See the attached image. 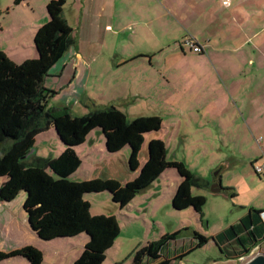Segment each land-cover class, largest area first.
<instances>
[{
  "label": "rangeland",
  "instance_id": "374dc122",
  "mask_svg": "<svg viewBox=\"0 0 264 264\" xmlns=\"http://www.w3.org/2000/svg\"><path fill=\"white\" fill-rule=\"evenodd\" d=\"M7 1L11 3V6L12 4L14 5V0L13 2L12 0H0V5H5ZM29 1L32 2L29 7L31 8L30 16L27 13L23 14L22 11H17L21 9H15L14 6L10 10V13L0 17V47H4L7 51V53L5 52L6 55L16 63H22L23 56L30 52L33 55L35 54L36 58L39 57L34 46V39L39 27L49 21L48 19L42 22L44 20L40 21L38 18L42 17L43 19L45 14H47L46 16L49 15L47 5L51 0ZM67 1L64 7V14L69 25L73 28L72 33L75 38L79 32V27L82 25L83 9L86 11L84 18L87 24L95 21L100 15H107V10L101 13V8L97 2L98 0H87L86 8L83 7L81 0ZM143 1L145 0H141L140 3H143ZM200 1L197 0V2ZM244 1H248L246 6L247 8H251L246 9V11H249L250 14L253 12L255 15V21L253 23L245 19L243 24L244 29L250 26L251 29L249 30L255 31V53H253L255 72H249L248 76L250 77V73H255V86L257 87H255V117L260 120V125L264 126L262 125L264 121V114H262L264 113V104H262L264 102V0ZM200 4L207 5V1H201ZM118 6L116 8L117 17L126 19L132 16L130 18L131 21L138 19L141 15L140 11L153 15L155 9L149 7L152 6L149 2H146V6L143 5L142 7H128L127 4L121 2L120 4L118 3ZM199 8L201 10L196 11V16L201 15V19L200 17L198 19L204 21V7ZM22 9L25 12V7H22ZM32 9L34 10L32 11ZM227 12L228 10H226ZM245 12L242 14L243 17H246ZM33 21L36 22L35 25ZM240 21L242 22V19ZM228 22L229 32L238 31L235 33V37L238 36L237 34L245 32L240 27L239 22L231 19ZM196 28V30H203V24L198 23ZM140 29L141 27L139 26H132L125 34L116 35L113 40L109 38L106 45H98L99 48L103 47V50L98 61L99 68L95 72L98 77H101L98 81H100L101 89L104 90L100 91L98 87L92 86L94 82L92 80L93 77H84L85 73L81 75L84 78H81V80L73 84H68L69 80L64 82L65 78L61 76H54V73H60L62 71V64L58 62V65L55 63L51 67L49 71L50 76L46 77L45 85L47 87H53L58 91V96L53 97L49 105L57 106V103L67 101L71 105L73 113L76 115L86 114L92 109L95 101L85 102L89 98L85 95H89L91 97L89 99H94V94H96V97L100 95L97 103L115 105L122 109L129 118H135L141 115H159L164 118L161 129L153 130L145 134L140 154V166L137 170H132L129 165L130 145H126L117 152H110L107 149L106 138L102 133V129H94L93 132L91 131L92 135L90 137L96 138L94 143H97V147H95L93 154H83V156H80L82 159L81 166L69 179L72 181H83L95 177H113L122 181V183H127L138 177L141 168L146 163L149 155V142L155 138L163 139L167 145L168 158L170 160L184 161L197 176L204 179V184L194 186L193 192L195 195H205L207 197L203 214H205L204 220H206V223H211L209 229L204 226L201 215L194 207H188L183 210L173 207V197L182 181V177L177 169L171 167L166 169L152 185L137 194L125 208H120V205L113 200L110 191L86 193L84 198L91 203L90 211L92 215H116L121 227V232L116 243L118 242V246H122L124 254L134 249L139 241H143L146 244L161 238L164 234L180 230L177 238L172 240L162 250L163 257L172 258L173 261L180 264L182 254L192 249L197 243V240L193 236L194 231L201 229L203 231H209V233H215L223 225H226V222L233 223L234 221H239V215L246 214L250 207L264 205V172L261 174L256 171L257 166H264V150H262L264 149V128H256L258 132L256 133L255 128L254 130L252 128L253 125L247 124L246 116H248V112L245 108H241V113L237 115L235 106L229 104V108L227 109V106L225 108L226 112L224 114H226V118L223 114V118H220V120H211V122H207L208 125L206 126L198 127L201 121L198 119L181 120L185 125L180 135L177 123L171 120L169 116L170 108L173 109L171 106L172 102H169L171 93L167 92L168 95H163L162 89L165 88L157 87V85H154L155 83H152L153 86L151 87H148V84L130 87L131 92L139 93L143 90L142 93L145 96H139L138 98H131L125 101L130 95L129 90L126 89L127 86L126 88L122 87L121 84L119 85V81L118 84L112 86L108 80L106 81V76H104L108 72L105 70L106 66L110 63L114 68V64L120 59V52L123 47H129L131 53H138L158 48L161 44L166 43L168 45L169 42H171L170 47L173 48L176 46L174 44L175 40L172 38L176 33L174 28L172 29L170 26L164 28L168 30L164 31L163 29L162 32L158 28H155V32L149 34L147 37L143 36V31L140 32ZM84 39L87 40L86 35ZM241 39L243 40L244 36ZM251 44H247L246 48H251L253 51ZM16 45H19V47L16 48ZM72 46L75 47V43L70 47ZM19 49H22L23 53L19 52ZM115 50L118 53L117 55L114 54ZM16 59H22L20 60L22 62H17ZM246 82H248V78ZM85 85L87 86L85 87ZM247 87L250 92L249 86ZM213 89L215 87H210L209 91ZM247 89L244 88L245 91ZM195 90L201 91L202 89L196 85L187 94L184 92V88L182 90L180 88L176 92L177 96L175 100L180 109H185L188 105L191 106L192 102L198 101L197 99L195 101V96L189 95ZM218 93L214 94L212 92L211 94L218 95ZM123 97H125V102L121 101ZM213 100L208 99L207 104L211 103L213 107V105L219 102L220 106H225L220 99L214 102ZM85 103H88V106ZM220 121L225 127L219 126ZM98 131L101 132V138H99ZM90 137L87 138L85 144H82L88 146ZM258 138L261 141H258ZM8 144L10 146L12 141L9 140ZM60 148L64 151L66 145L61 140L54 126H50L37 134L34 151L36 157H58L63 152H59ZM257 155L259 158L255 161L253 158ZM219 173H221L219 178L221 175L223 176V186L233 187L234 189L232 191L236 192L237 196H231L230 192L226 189L213 193L215 186L214 178ZM6 179V177H0V184L6 181ZM24 192V190L20 191L13 202L19 203ZM9 235L10 233L8 231L0 233V250L7 251L12 249L15 243L12 238H8ZM82 236L86 237L88 235L83 233ZM43 241L46 240L41 239V242H38V246L36 247L40 248L39 245L45 247L42 243ZM222 248L223 250H221ZM222 248L216 245L211 239L205 246L195 249L184 256L182 262L185 264H246L258 254H264V242L253 246L249 253H246L243 247L235 241L222 244ZM217 255H219L218 258L214 259ZM110 258L104 264H113ZM22 260L28 262V259L25 257H16L0 262V264H18ZM132 260L131 258L130 264ZM48 261L49 254L45 264H48ZM149 263H152V261L150 260Z\"/></svg>",
  "mask_w": 264,
  "mask_h": 264
},
{
  "label": "trees",
  "instance_id": "16d2710c",
  "mask_svg": "<svg viewBox=\"0 0 264 264\" xmlns=\"http://www.w3.org/2000/svg\"><path fill=\"white\" fill-rule=\"evenodd\" d=\"M23 1L26 0H14V4ZM66 3L67 0L48 3L49 21L39 27L34 39L39 57L16 63L0 50V177L7 178L0 184V201L10 202L24 190L27 194L24 209L31 227L41 239L51 241L86 233L89 240L72 264H103L121 227L116 215H92L91 203L84 198L86 193L110 191L113 200L125 208L171 167L182 177L173 197V207L179 210L194 207L203 220L207 197L195 195L193 187L203 185L205 181L184 161L170 160L167 145L161 138L149 142L146 163L138 177L127 183L113 177L83 181L69 179L82 163L75 147L84 143L94 129H102L110 152L130 145L129 165L132 170H137L145 134L161 129L163 118L159 115L129 118L115 105H94L83 115L74 114L67 105H49L58 91L47 87L45 79L50 76L51 67L76 42L73 28L64 14ZM50 126L55 127L66 149L58 157H36V136ZM9 140L12 141L10 146ZM231 195L236 193L231 192ZM262 212L264 210L251 208L238 223L211 237L194 231L197 243L182 257L205 246L211 239L221 248L224 241H235L249 253L253 246L264 240ZM179 233L180 230L167 233L139 246L132 252V264H171L173 259L163 257L162 250ZM15 257H25L29 264H42L44 253L31 244L0 250V262Z\"/></svg>",
  "mask_w": 264,
  "mask_h": 264
},
{
  "label": "crops",
  "instance_id": "0c3cea01",
  "mask_svg": "<svg viewBox=\"0 0 264 264\" xmlns=\"http://www.w3.org/2000/svg\"><path fill=\"white\" fill-rule=\"evenodd\" d=\"M81 1L83 2V7L86 8L87 0ZM140 1L141 0H98L97 2L98 6L101 8V13H104L107 10L108 16L100 15L90 24H87L86 19L84 18V13L86 11L83 9L82 25L79 27V32L76 36L75 47H70L67 50V53L63 55L62 59L58 61V63L62 64V71L60 73H54V76H61L65 78L64 82L69 80L68 84H73L74 82L81 80V78L91 76L94 81L92 86L98 87L100 91L104 90L101 89L102 87H100V81H98L101 77H98L95 72L96 69L99 68L98 61L103 50V47L99 48V44L106 45L109 38L110 40H113L116 35L125 34L132 28V26L141 27L140 32L143 31V36L146 37L149 34L154 33L155 28H158L160 32H162L164 28H168L170 26L172 29L174 28L176 33L174 37H172L175 40H173L175 42L174 44H176L175 47H170L171 42H169L168 45L166 43L161 44L158 48L138 53H131L129 47H123L120 52V59H118L117 63L114 64V68L110 63L106 66L105 70L108 71L104 75L106 76V81L108 80L112 86L118 84L119 81V85L121 84L124 88L127 86L126 89L130 92V95L126 99L123 97L121 101L125 102L131 98L135 99L139 96H145V94L142 93L143 90L139 93L131 92V89H129L130 87L141 86L142 84H148V87H151L153 86L152 83H155L154 85H157V87L159 86L166 89V91L165 89H162L163 95H168L167 92L171 93L169 102H172L171 106L173 109L170 108L169 116L171 120H174L177 123L180 135L181 130L185 125L181 122V120L198 119L201 120L198 127L206 126L208 125L207 122H211V120H220V118H223V114L226 112L225 108L227 106L228 109L229 104L235 106L237 115L241 113V108H245L248 112V116H246L247 124L253 125L252 128L253 130L255 128L256 133H258L256 128H264V126L260 125V120L255 117V73H250V77L248 76L249 72H255V60L253 58V53H255V31L249 30L251 29L250 26L244 29L243 24L245 19H248L252 23L255 21V15L253 12L250 14L249 11H246V9H251L246 6L248 1L201 0L207 1V5H202L200 4L201 1L197 2V0H145L143 3H140ZM120 2L127 4L128 7H142L143 5L146 6V2H149L152 4V6L149 7L155 8L153 12L154 14L150 15L146 12L143 13L140 11L141 15L138 19L131 21L130 18H132V16L126 19L119 18L116 15V8L119 7L118 3L120 4ZM31 3L32 2L29 0H26L18 5L12 4L11 6V3L7 1L5 5H0V17L10 13V10L14 6L15 9H21L17 11H22L23 14L27 13L30 16L31 8L29 7L31 6ZM22 7H25V12ZM199 7L205 8H203L205 12L204 21L198 19V17L201 19V15L198 17L196 16V11L201 10ZM230 9H232V11H230ZM7 10L8 12H6ZM33 10L34 9H32V11ZM226 10H228L227 13ZM244 12L246 13V17L242 16ZM46 15L47 14L44 15L43 19L42 17L38 19L40 21L44 20L42 22H45L50 18L49 15ZM229 19L239 22L240 27L245 30L244 33L239 32L241 36H239L240 34H237L238 36L235 37V33L238 31L229 32L227 26ZM241 19L242 22L240 21ZM33 23L34 25L36 24L34 21ZM198 23L203 24V30H196V25ZM166 30L168 29H164V31ZM85 35L87 40L84 39ZM242 36H244L243 40L241 39ZM186 37L194 38L198 44L203 46L204 51L200 53L195 52L193 49L185 46L183 41ZM247 44L252 45L253 51L251 48H246ZM18 47L19 45H16V48ZM0 50L7 53L4 47H0ZM19 52L23 53L22 49H19ZM37 54H39L38 50ZM114 54H118L116 50L114 51ZM30 58H36V55H33L30 52L29 54L23 56V60L16 59V61L22 62ZM83 73H85L84 77H81ZM247 78L248 82H246ZM196 85H198L202 90H195L189 95L195 96V101L196 99L198 101L192 102L191 106L188 105L185 109H180L175 100V97L177 96L176 92H178L180 88L181 90L184 88V92L187 94V92ZM86 86L87 85H85V87ZM247 86H249L250 92L247 89ZM210 87H215V89L209 91ZM243 87L246 88L247 91H245ZM212 92H214V94L219 93L218 95H212ZM97 94L99 95L98 91ZM56 96H58V94ZM85 96L91 98L89 95ZM99 96L96 97V94H94V99L87 98L85 102H92V100H94L95 106H109L108 104L97 103V101H99ZM208 99H214L213 102L220 99L225 106H220V103L217 102L216 105H213L212 107L211 103L207 104ZM57 104V106L67 105L71 107L67 101ZM85 104L88 106V103ZM262 104H264V102H262ZM225 115L226 114H224V117ZM257 116H259V114H257ZM262 125H264V121ZM219 126H223L221 121L219 122ZM98 133L100 135L99 138H101V132L98 131ZM91 135L92 133H90L87 138ZM95 139L96 138L90 137V143L88 146L83 145L86 142L76 146L75 149L77 153L80 156H83V154H93L95 147H97V143H94ZM258 141H261L260 138H258ZM77 149H80V151ZM62 151L63 150L60 148L59 152L61 153ZM258 158L259 157L257 155L253 159L257 161ZM220 174L221 173L215 176L214 183L218 184L221 188L220 191H222L221 186H223V176L221 175L219 178ZM161 179H163V177H161ZM229 188L231 189H227V191H229L231 195V192H234L232 191L234 188ZM22 195L23 196H21L19 203L13 202L14 200L10 202L0 201V233L7 231L10 233L8 238H12L15 243L12 249L30 244L38 246V242H41L40 237L31 227L27 211L24 209V202L27 194L24 192ZM231 196L235 197L237 196V193L236 195ZM251 208L264 210V205H255V207H250L246 214L239 215V221L250 212ZM202 221L204 226L209 229L211 223H206L204 217ZM236 222L234 221L233 223L236 224ZM233 223L226 222V225H223L219 228V231H215V233H209V231H203L201 229L199 232L211 237L225 230ZM82 235L83 233L75 237L57 238L51 241H43L42 243L45 247L39 245V249H41L44 253V260L42 264L46 263L48 254V264H72L82 254L85 245L89 240V236L83 237ZM116 241L113 247L107 251V257L105 259V261H108L109 257H111L110 259H112L113 264H130L129 262L131 258L133 259L132 252L139 246L144 245L143 241H139L134 249L129 251V253L124 254L122 246H118V242L116 243ZM213 241L216 243L215 240ZM226 242L230 241L226 240L223 244ZM262 242H264V240ZM216 245L218 244L216 243ZM193 247H195V245ZM218 256L219 255H217L214 259H217ZM182 260L183 257L180 260V264H185ZM18 264H29V262H24L22 260L18 262ZM171 264L178 263L172 261Z\"/></svg>",
  "mask_w": 264,
  "mask_h": 264
},
{
  "label": "built area",
  "instance_id": "2783aa9c",
  "mask_svg": "<svg viewBox=\"0 0 264 264\" xmlns=\"http://www.w3.org/2000/svg\"><path fill=\"white\" fill-rule=\"evenodd\" d=\"M183 44L185 46H188L189 48L193 49L195 52H202L203 51V46H201L200 44H198L194 38L192 37H186L183 41ZM256 171L258 173H263L264 172V166H257L256 167ZM262 216L264 217V212H262Z\"/></svg>",
  "mask_w": 264,
  "mask_h": 264
},
{
  "label": "water",
  "instance_id": "95a60500",
  "mask_svg": "<svg viewBox=\"0 0 264 264\" xmlns=\"http://www.w3.org/2000/svg\"><path fill=\"white\" fill-rule=\"evenodd\" d=\"M214 192H219L221 190L220 186L218 184H215L213 188ZM246 264H264V254L260 253L254 258H252L250 261H248Z\"/></svg>",
  "mask_w": 264,
  "mask_h": 264
},
{
  "label": "clouds",
  "instance_id": "9594fccd",
  "mask_svg": "<svg viewBox=\"0 0 264 264\" xmlns=\"http://www.w3.org/2000/svg\"><path fill=\"white\" fill-rule=\"evenodd\" d=\"M263 217V216H262ZM263 219H264V217H263Z\"/></svg>",
  "mask_w": 264,
  "mask_h": 264
}]
</instances>
